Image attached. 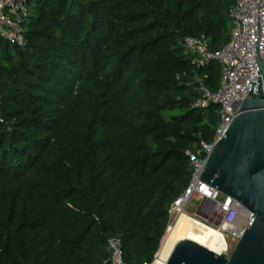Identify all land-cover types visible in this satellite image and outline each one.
I'll list each match as a JSON object with an SVG mask.
<instances>
[{
  "label": "trees",
  "instance_id": "16d2710c",
  "mask_svg": "<svg viewBox=\"0 0 264 264\" xmlns=\"http://www.w3.org/2000/svg\"><path fill=\"white\" fill-rule=\"evenodd\" d=\"M236 0H34L23 46L0 38V264H151L186 189L187 150L215 137Z\"/></svg>",
  "mask_w": 264,
  "mask_h": 264
},
{
  "label": "built area",
  "instance_id": "2783aa9c",
  "mask_svg": "<svg viewBox=\"0 0 264 264\" xmlns=\"http://www.w3.org/2000/svg\"><path fill=\"white\" fill-rule=\"evenodd\" d=\"M31 1L34 0H0V38L20 46L25 44L22 22L29 14L28 5ZM231 16L233 18L231 38L220 51L212 52L204 37L187 36L183 40L186 52L193 56L198 67H203L211 61L219 62L221 66L218 90L213 92L202 85L201 96L195 103L199 108H206L211 104L219 105L221 122L213 141H200L192 149L187 150L192 166L191 179L186 189L170 207L169 224L160 249L174 223V218L196 199L199 203L197 211L205 221L201 224L218 232L223 244L222 252L226 251L227 256H230L243 237L253 217V213L242 203L196 178L204 169L216 141L226 133L240 102L250 93L251 80H259L254 58L257 47L264 59V0H236ZM108 250L110 257L105 264H128L124 259L120 238H111L108 241Z\"/></svg>",
  "mask_w": 264,
  "mask_h": 264
},
{
  "label": "water",
  "instance_id": "95a60500",
  "mask_svg": "<svg viewBox=\"0 0 264 264\" xmlns=\"http://www.w3.org/2000/svg\"><path fill=\"white\" fill-rule=\"evenodd\" d=\"M254 58L259 80H251L250 93L196 177L242 203L252 220L230 256L183 239L166 264H264V59L258 47Z\"/></svg>",
  "mask_w": 264,
  "mask_h": 264
},
{
  "label": "bare ground",
  "instance_id": "6f19581e",
  "mask_svg": "<svg viewBox=\"0 0 264 264\" xmlns=\"http://www.w3.org/2000/svg\"><path fill=\"white\" fill-rule=\"evenodd\" d=\"M185 217H188L185 212L180 213L176 217L173 225L170 228L169 234L166 237V239H165V241H164V243H163V245H162V247H161V249L157 255V260H156L157 264H166V262L168 261L170 254H171L172 250L174 249L175 245L179 241L183 240L180 238V236L178 234V233H180V231H179V229H177V227H178V224H180L182 219ZM196 226L201 228V230H195L194 227H196ZM200 226H204V225H202L201 222H198L194 225L193 222L190 220L188 222H183L181 224V228L186 230L187 232H189L191 234V237L193 238L192 240H194L196 242L201 241L203 239H206V237H208L210 240L213 239V238L211 239L210 236L216 237L218 239V242H216L215 244L216 245L219 244V246H218L219 250L218 251L213 250V251L216 253H221L222 248H223V244L220 241L218 232L214 228L204 226L207 229H203ZM177 230H178V233H177ZM185 239H190V238H185ZM208 242H210V241H208ZM211 242H213V241H211ZM198 243H200V242H198ZM200 244H202V243H200Z\"/></svg>",
  "mask_w": 264,
  "mask_h": 264
},
{
  "label": "rangeland",
  "instance_id": "374dc122",
  "mask_svg": "<svg viewBox=\"0 0 264 264\" xmlns=\"http://www.w3.org/2000/svg\"><path fill=\"white\" fill-rule=\"evenodd\" d=\"M219 114H220V110H219ZM220 122H221V119L219 120V124H220ZM198 206H199V203H198V200L196 199L184 211L187 214L188 217L183 218L182 221H181V223L178 224V227H177V229H179V231H180V233H178V230H177V233L179 234V236H180L181 239H185V238L193 239L191 237V234L189 232H187L186 230H184V229L181 228V224L183 222H188L190 220V221L193 222L194 225L196 223H198V222H202V223L205 222L203 216L201 214H199V212L197 211ZM174 219H176V218H174ZM200 227H202L203 229H207L204 226H200ZM210 238L211 239L213 238V239L210 240L208 237H206V239H203V240L198 241V242L202 243L203 245H205L206 247H208V248H210V249H212L214 251H218L219 250V248H218L219 244L218 245L215 244L216 242H218V239L216 237H211V236H210ZM208 241H210V242H208ZM211 241H213V242H211Z\"/></svg>",
  "mask_w": 264,
  "mask_h": 264
}]
</instances>
